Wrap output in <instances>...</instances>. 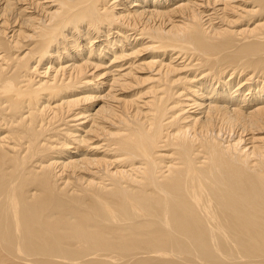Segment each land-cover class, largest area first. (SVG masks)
I'll use <instances>...</instances> for the list:
<instances>
[{
	"label": "bare ground",
	"instance_id": "obj_1",
	"mask_svg": "<svg viewBox=\"0 0 264 264\" xmlns=\"http://www.w3.org/2000/svg\"><path fill=\"white\" fill-rule=\"evenodd\" d=\"M0 264H264V0H0Z\"/></svg>",
	"mask_w": 264,
	"mask_h": 264
},
{
	"label": "rangeland",
	"instance_id": "obj_2",
	"mask_svg": "<svg viewBox=\"0 0 264 264\" xmlns=\"http://www.w3.org/2000/svg\"><path fill=\"white\" fill-rule=\"evenodd\" d=\"M141 78H144V77H141ZM142 88H136L134 91H140ZM127 95H131V93L129 92ZM95 105V104H94Z\"/></svg>",
	"mask_w": 264,
	"mask_h": 264
}]
</instances>
